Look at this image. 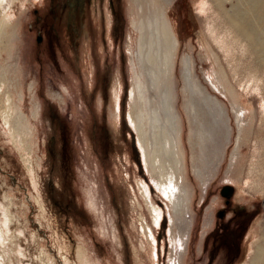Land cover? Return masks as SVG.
Segmentation results:
<instances>
[{"label": "rangeland", "instance_id": "rangeland-1", "mask_svg": "<svg viewBox=\"0 0 264 264\" xmlns=\"http://www.w3.org/2000/svg\"><path fill=\"white\" fill-rule=\"evenodd\" d=\"M156 2L177 39L169 69L140 49L147 0H0V264H229L224 226L242 233L230 264L253 259L264 0ZM165 135L176 153L158 158L163 175L151 155ZM162 182L184 191L182 219Z\"/></svg>", "mask_w": 264, "mask_h": 264}, {"label": "bare ground", "instance_id": "bare-ground-1", "mask_svg": "<svg viewBox=\"0 0 264 264\" xmlns=\"http://www.w3.org/2000/svg\"><path fill=\"white\" fill-rule=\"evenodd\" d=\"M147 1L151 3L150 9L148 8L151 11V14L149 16L148 23H147V20L145 21V19L141 23L142 27H141L140 49H141L142 54H143V50L148 49V51L146 52L147 59L151 60V62L153 59L161 60L159 61L160 62L159 64L161 65L163 64L162 66L169 69V67H171L172 55H173V51L177 44V39L174 35L171 25L169 24L166 17L164 16V11L161 10L160 6L156 2L157 0H147ZM152 74H153L152 75L153 79H155L154 82H156L157 77L155 73L152 72ZM135 116L136 117L133 118L132 120V124L134 126L135 132H137L136 134H138V145L140 148V152L142 155L144 165L148 170V166H149L148 160L150 161V159H148L149 157V155L147 154L148 147H147V143L145 142L146 140H145V135H144L143 118H142L143 115L141 113H137V115ZM159 121L160 119L158 115L156 114L155 115V123H156L155 127L157 129V132L161 128L160 124L157 125ZM155 135L157 138L156 130H155ZM175 153H176V145L173 141V138L169 140L167 135H165L164 145L163 146L161 145L159 148L154 149V152L151 155L152 163L159 170L160 166L158 167V158L163 159L165 156L171 157L173 154L175 155ZM161 169H162L163 175H165L166 167L163 164H161ZM161 169H160V173H161ZM34 183H36L35 180H34ZM161 186L163 188L164 195H166V197L172 203L173 212L178 216L179 219H182L186 211V207L183 204L184 200L182 199L185 197L184 191H179V190L170 191L168 188L169 185L165 183L161 184ZM141 189H142L143 196L146 198L147 205L149 206V209L152 212L153 220L157 224H160V218L162 217V208L153 202L151 198L150 188L147 184L143 183ZM259 192L264 194V188ZM230 195L226 194L227 197H230ZM222 214L223 212H220V215ZM143 232L144 234L147 232L150 235V237H152V239L155 240L154 231L147 223H146V226L143 224ZM65 259L66 261L68 260L67 257H65ZM250 264H264V229L262 231V239L256 245L254 256Z\"/></svg>", "mask_w": 264, "mask_h": 264}, {"label": "flooded vegetation", "instance_id": "flooded-vegetation-1", "mask_svg": "<svg viewBox=\"0 0 264 264\" xmlns=\"http://www.w3.org/2000/svg\"><path fill=\"white\" fill-rule=\"evenodd\" d=\"M77 6V5H75ZM218 229V228H217ZM219 230H215L214 234L216 235L217 238H219V236L216 234ZM228 227L227 226H224L222 227V230L219 231L221 234H224L227 236V239H228V249L229 251H231L230 253V258H228V260H226L227 263H232L234 262V260L238 257L239 253H240V236H241V232H236L235 234H233V232H230L231 234H227L228 232ZM219 233V235H220ZM221 236V235H220Z\"/></svg>", "mask_w": 264, "mask_h": 264}, {"label": "water", "instance_id": "water-1", "mask_svg": "<svg viewBox=\"0 0 264 264\" xmlns=\"http://www.w3.org/2000/svg\"><path fill=\"white\" fill-rule=\"evenodd\" d=\"M232 187L231 186H225L224 188H223V190H222V192H223V194H231V192H232ZM228 196V195H227Z\"/></svg>", "mask_w": 264, "mask_h": 264}]
</instances>
